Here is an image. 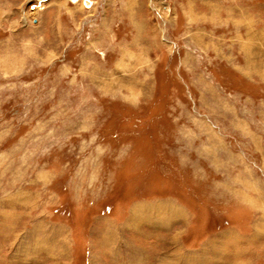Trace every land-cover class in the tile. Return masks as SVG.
<instances>
[{"label":"rangeland","instance_id":"1","mask_svg":"<svg viewBox=\"0 0 264 264\" xmlns=\"http://www.w3.org/2000/svg\"><path fill=\"white\" fill-rule=\"evenodd\" d=\"M155 203L264 264V0H0V264H108Z\"/></svg>","mask_w":264,"mask_h":264},{"label":"crops","instance_id":"2","mask_svg":"<svg viewBox=\"0 0 264 264\" xmlns=\"http://www.w3.org/2000/svg\"><path fill=\"white\" fill-rule=\"evenodd\" d=\"M176 209L177 207L170 203L167 205L158 203L151 206L143 205L141 208L137 206L134 209L135 216L141 214V221L136 222V226H131L133 224V218L131 217L126 224H122L123 228L120 227L117 230L121 233L124 230L127 231L129 226V228H134L136 230V234L135 232L134 234L137 239L143 242V245L130 244L128 239H123L122 234H119L120 237L117 235L116 229L112 231V234L106 230L100 231L98 242L94 245V247L99 248L97 253L100 256L97 258H105L104 262L108 264H143V262L147 264H150V262L153 264H180L181 261H184V264H208L207 259L204 257L207 254L205 248L201 249L198 252L199 254L196 255L183 252L177 257V238L174 234L176 223L170 221L172 216L170 218L163 216L175 215ZM135 219L137 221L139 216H136ZM88 258L96 257L89 252ZM116 258L126 259L118 260ZM111 259H116V261H111ZM225 261L233 262L230 259Z\"/></svg>","mask_w":264,"mask_h":264}]
</instances>
